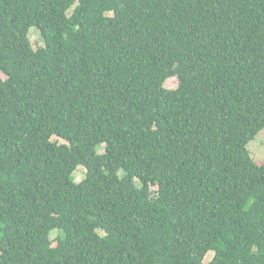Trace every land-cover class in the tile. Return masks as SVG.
Listing matches in <instances>:
<instances>
[{
    "label": "trees",
    "instance_id": "16d2710c",
    "mask_svg": "<svg viewBox=\"0 0 264 264\" xmlns=\"http://www.w3.org/2000/svg\"><path fill=\"white\" fill-rule=\"evenodd\" d=\"M263 129L264 0H0V264H264Z\"/></svg>",
    "mask_w": 264,
    "mask_h": 264
},
{
    "label": "rangeland",
    "instance_id": "374dc122",
    "mask_svg": "<svg viewBox=\"0 0 264 264\" xmlns=\"http://www.w3.org/2000/svg\"><path fill=\"white\" fill-rule=\"evenodd\" d=\"M72 11L69 10V13ZM30 39L33 43L34 48L36 49L39 45H42L43 38L40 34V31L38 29H34V27L31 28L30 31ZM178 85V78H171L166 82V86L169 88H175ZM248 149L251 152L252 157L257 162H264V129L257 135L255 139H253L248 144ZM100 152H104V145H101L99 147ZM87 175V168L84 165H80L76 172L74 173V177L76 181L83 180ZM153 190L156 189V187H152ZM57 235V231H54L52 233V237L54 238ZM214 255V252L211 251L207 254V259H211Z\"/></svg>",
    "mask_w": 264,
    "mask_h": 264
},
{
    "label": "clouds",
    "instance_id": "9594fccd",
    "mask_svg": "<svg viewBox=\"0 0 264 264\" xmlns=\"http://www.w3.org/2000/svg\"><path fill=\"white\" fill-rule=\"evenodd\" d=\"M138 179V178H137Z\"/></svg>",
    "mask_w": 264,
    "mask_h": 264
}]
</instances>
